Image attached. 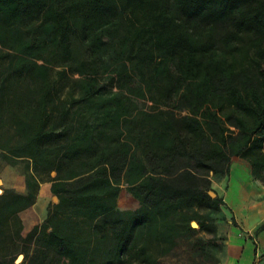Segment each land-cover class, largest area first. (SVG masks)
I'll list each match as a JSON object with an SVG mask.
<instances>
[{
    "label": "trees",
    "instance_id": "trees-1",
    "mask_svg": "<svg viewBox=\"0 0 264 264\" xmlns=\"http://www.w3.org/2000/svg\"><path fill=\"white\" fill-rule=\"evenodd\" d=\"M232 156L264 181V0H0V158L26 185L0 194V264H158L219 238ZM41 182L57 201L22 235Z\"/></svg>",
    "mask_w": 264,
    "mask_h": 264
},
{
    "label": "crops",
    "instance_id": "crops-1",
    "mask_svg": "<svg viewBox=\"0 0 264 264\" xmlns=\"http://www.w3.org/2000/svg\"><path fill=\"white\" fill-rule=\"evenodd\" d=\"M224 181L228 186L227 190L223 189L224 193H221L223 203L220 213L225 218L224 222L218 223L219 231L225 234L223 264H264V208L252 209L245 194L251 176L249 173L245 176L240 175L230 165L229 174L217 182V185L223 186ZM5 188H12L20 193L26 192L24 161L18 160L14 164H9L0 158V194ZM49 193H51L50 183L41 182L35 201L18 212L22 235L45 218ZM22 259L23 257L14 263L17 264Z\"/></svg>",
    "mask_w": 264,
    "mask_h": 264
},
{
    "label": "rangeland",
    "instance_id": "rangeland-1",
    "mask_svg": "<svg viewBox=\"0 0 264 264\" xmlns=\"http://www.w3.org/2000/svg\"><path fill=\"white\" fill-rule=\"evenodd\" d=\"M146 112L147 109L145 107L142 108L143 117L146 116ZM230 165H232V167L235 168L240 175L245 176L247 173H249L251 176V181L249 185L246 186L247 190L245 193L248 197L247 202H249L251 208L255 210L264 208V205H262L264 204L262 203V199H264V181L254 178L251 175L250 166L247 161L239 156H232ZM221 179L212 180V186L214 188L213 191L220 195L221 193H224L223 189L227 190L228 186L226 181H224L223 186L217 185V182H219ZM123 191H126L124 186L121 188L120 192ZM131 198L134 200V203L131 206H119L117 201V208L125 210L143 206L142 203L135 199L132 195ZM50 201H57L54 200L52 193H49V202ZM226 212L229 215V210H227ZM224 218L225 217L223 216V219ZM222 222H224V220H222ZM232 222H234L233 219ZM217 232L219 238L217 236H214L210 232L199 231L194 237L188 239H180L178 244L168 254H165L164 256L159 258L158 264H223V260L225 258V234L219 231V229L217 230ZM196 237H201L204 241L207 242L208 245L206 248V253H200L192 245V242ZM14 262H17V256L15 257Z\"/></svg>",
    "mask_w": 264,
    "mask_h": 264
},
{
    "label": "water",
    "instance_id": "water-1",
    "mask_svg": "<svg viewBox=\"0 0 264 264\" xmlns=\"http://www.w3.org/2000/svg\"><path fill=\"white\" fill-rule=\"evenodd\" d=\"M54 173H55L54 171L51 172V174H54ZM209 192H210V194H211L212 196H215V195H216V193H215L214 191H212V190L209 191ZM53 198H54V200H57V197H56L55 195H53ZM191 224H192L193 226H197V223H196L195 221H192ZM22 257H23V254H22V253L18 254V255H17V261H19Z\"/></svg>",
    "mask_w": 264,
    "mask_h": 264
}]
</instances>
